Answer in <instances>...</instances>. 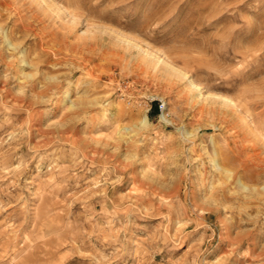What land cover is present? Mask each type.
Returning a JSON list of instances; mask_svg holds the SVG:
<instances>
[{
	"label": "rangeland",
	"instance_id": "1",
	"mask_svg": "<svg viewBox=\"0 0 264 264\" xmlns=\"http://www.w3.org/2000/svg\"><path fill=\"white\" fill-rule=\"evenodd\" d=\"M0 264H264V0H0Z\"/></svg>",
	"mask_w": 264,
	"mask_h": 264
},
{
	"label": "built area",
	"instance_id": "2",
	"mask_svg": "<svg viewBox=\"0 0 264 264\" xmlns=\"http://www.w3.org/2000/svg\"><path fill=\"white\" fill-rule=\"evenodd\" d=\"M159 109H160V110H162V109H163V106H162V105H160V106H159Z\"/></svg>",
	"mask_w": 264,
	"mask_h": 264
},
{
	"label": "bare ground",
	"instance_id": "3",
	"mask_svg": "<svg viewBox=\"0 0 264 264\" xmlns=\"http://www.w3.org/2000/svg\"><path fill=\"white\" fill-rule=\"evenodd\" d=\"M7 4H8V3H7ZM11 5H12V4H11ZM11 5H10V6H11Z\"/></svg>",
	"mask_w": 264,
	"mask_h": 264
}]
</instances>
